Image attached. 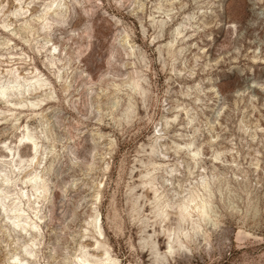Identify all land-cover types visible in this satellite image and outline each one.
I'll use <instances>...</instances> for the list:
<instances>
[{
  "label": "rangeland",
  "instance_id": "374dc122",
  "mask_svg": "<svg viewBox=\"0 0 264 264\" xmlns=\"http://www.w3.org/2000/svg\"><path fill=\"white\" fill-rule=\"evenodd\" d=\"M6 85L0 264H264V0H0Z\"/></svg>",
  "mask_w": 264,
  "mask_h": 264
},
{
  "label": "bare ground",
  "instance_id": "6f19581e",
  "mask_svg": "<svg viewBox=\"0 0 264 264\" xmlns=\"http://www.w3.org/2000/svg\"><path fill=\"white\" fill-rule=\"evenodd\" d=\"M161 24H162V22H161ZM165 24H166V22H165ZM163 26H164V23H163ZM177 36V35H176ZM181 36V35H180ZM139 82H136L135 83V85H136V87L137 88H139V84H138ZM15 85V84H14ZM142 85V84H141ZM8 86L9 87H12L13 85H6V88H4L2 91H0V94H2V93H4V91H5V89H8ZM133 86V85H132ZM135 88V87H134ZM133 88V89H134ZM25 89V88H24ZM28 90H29V87L27 88V89H25V91L26 92H28ZM137 90V89H136ZM138 91V90H137ZM139 92H141L140 90H139ZM17 94V93H16ZM31 145H29V147H30ZM33 147V146H32ZM33 149V148H32ZM194 153V152H193ZM194 155H195V157L197 156V153H194ZM200 155V154H199ZM193 159V158H192ZM10 180V175L8 176H6V177H2V181H3V183L4 182H8ZM201 186L204 188V189H206L207 187H208V185H207V183L206 182H203L202 184H201ZM195 187V186H194ZM209 188V187H208ZM197 189V188H196ZM198 191V190H197ZM203 197H206V196H204L203 195ZM159 198V197H158ZM200 195L198 194V192H193V193H191L190 194V196H189V198H187L186 199V201H184V202H182L178 207H179V214H180V220L181 221H191L192 222V225H193V231L195 232L194 234H198L199 232H200V230H201V227H200V225H199V223L197 222V220L195 221L193 218H194V216H193V209L195 208V210H197V212H199L200 214H201V216H207V214H208V203L206 202V201H202V200H200ZM207 198V197H206ZM201 199H203V198H201ZM207 200H208V198H207ZM209 204H210V202H209ZM160 208V207H159ZM212 208V207H211ZM158 209V208H157ZM159 211V210H158ZM211 211V210H210ZM160 212H161V214L160 215H165V213H164V211L161 209L160 210ZM210 213V212H209ZM195 214H196V212H195ZM200 214H199V216H200ZM209 216H210V214H209ZM197 218V217H196ZM199 219H200V217H199ZM198 219V220H199ZM203 219V218H202ZM208 219H212V218H208ZM207 220V219H206ZM204 221V220H203ZM200 222V221H199ZM205 222V221H204ZM212 222V221H211ZM181 224V223H180ZM188 224V223H187ZM214 224V223H213ZM184 226V225H183ZM186 228V227H185ZM191 229V230H192ZM202 230H204V229H202ZM180 231V230H179ZM182 231V230H181ZM190 235V234H189ZM192 235V234H191ZM203 235V234H202ZM186 236V235H185ZM197 236V235H196ZM183 237V236H182ZM200 237V236H199ZM189 238H191V237H189ZM185 239V238H184ZM178 241V240H177ZM182 242H183V240H182ZM176 243V242H175ZM183 246V245H182ZM169 249H171L172 250V246H170L169 247ZM180 250H181V247L179 248ZM183 249V248H182ZM184 250V249H183ZM172 252V251H171ZM84 262L86 263V264H113L112 263V261L110 262V263H101V262H89V261H87V260H84ZM82 263V262H81ZM83 264V263H82Z\"/></svg>",
  "mask_w": 264,
  "mask_h": 264
}]
</instances>
